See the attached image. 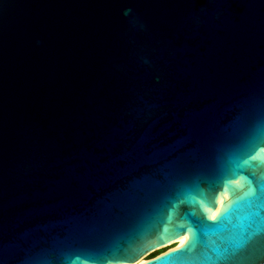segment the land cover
I'll return each instance as SVG.
<instances>
[{
  "label": "water",
  "instance_id": "water-1",
  "mask_svg": "<svg viewBox=\"0 0 264 264\" xmlns=\"http://www.w3.org/2000/svg\"><path fill=\"white\" fill-rule=\"evenodd\" d=\"M262 118L264 0H0V264H264Z\"/></svg>",
  "mask_w": 264,
  "mask_h": 264
},
{
  "label": "snow or ice",
  "instance_id": "snow-or-ice-1",
  "mask_svg": "<svg viewBox=\"0 0 264 264\" xmlns=\"http://www.w3.org/2000/svg\"><path fill=\"white\" fill-rule=\"evenodd\" d=\"M256 139H264V118H262L261 122L258 124L257 128L254 130L252 134V140ZM261 151H264V149H261ZM255 158V157H252ZM251 183V182H249ZM228 190V184L225 185V191ZM261 191H264V185L261 186ZM249 199L248 203L250 207H252L254 210L259 209L261 207H264V196L258 195V190L256 187H250L248 192L245 194ZM216 197H213L211 203H215ZM231 205H225V211L227 210L228 207ZM224 213H221V217H223ZM258 213L254 211L251 214V219H252V224L256 225L257 222V217ZM215 219V217H213ZM202 223L206 227H212L211 225H207L206 221H202ZM251 226V225H250ZM189 232L193 234V238H195V231L193 229H189ZM194 246V244L192 245ZM239 246V245H237ZM227 252V250H226ZM221 254L216 257L215 260H213L211 257H205V259L201 262V264H241L239 261H235L231 259L227 254ZM57 255H62V253H57ZM169 256L168 254H165L163 258H157L155 262H150V264H167V261H169ZM29 264H65V261L63 259H48V258H40L37 257L36 259H33L32 261L29 262Z\"/></svg>",
  "mask_w": 264,
  "mask_h": 264
},
{
  "label": "trees",
  "instance_id": "trees-1",
  "mask_svg": "<svg viewBox=\"0 0 264 264\" xmlns=\"http://www.w3.org/2000/svg\"><path fill=\"white\" fill-rule=\"evenodd\" d=\"M171 246H172V245H171ZM164 250H165V248H162V249L156 250V251L152 252L150 255H148V258L153 257V256H155V255H157V254L163 252Z\"/></svg>",
  "mask_w": 264,
  "mask_h": 264
},
{
  "label": "bare ground",
  "instance_id": "bare-ground-1",
  "mask_svg": "<svg viewBox=\"0 0 264 264\" xmlns=\"http://www.w3.org/2000/svg\"><path fill=\"white\" fill-rule=\"evenodd\" d=\"M182 237H183V236H181V237H179L178 239H176L175 242H174V241L171 242V244L174 243L172 246H174L177 242H179V241L182 239ZM172 246H170V248H171ZM168 248H169V247H168ZM142 260H144V259H140L139 262H142Z\"/></svg>",
  "mask_w": 264,
  "mask_h": 264
},
{
  "label": "rangeland",
  "instance_id": "rangeland-1",
  "mask_svg": "<svg viewBox=\"0 0 264 264\" xmlns=\"http://www.w3.org/2000/svg\"><path fill=\"white\" fill-rule=\"evenodd\" d=\"M175 242V241H174ZM174 243H172L171 245H173ZM171 245H169V246H171ZM146 258H148V256H146L145 258H143L144 260L146 259Z\"/></svg>",
  "mask_w": 264,
  "mask_h": 264
},
{
  "label": "flooded vegetation",
  "instance_id": "flooded-vegetation-1",
  "mask_svg": "<svg viewBox=\"0 0 264 264\" xmlns=\"http://www.w3.org/2000/svg\"><path fill=\"white\" fill-rule=\"evenodd\" d=\"M168 247H170V246L165 247V250H166Z\"/></svg>",
  "mask_w": 264,
  "mask_h": 264
}]
</instances>
